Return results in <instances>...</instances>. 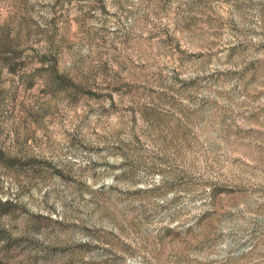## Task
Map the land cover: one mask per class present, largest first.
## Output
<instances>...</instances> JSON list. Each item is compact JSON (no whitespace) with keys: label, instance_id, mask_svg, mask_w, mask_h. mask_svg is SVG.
Instances as JSON below:
<instances>
[{"label":"rangeland","instance_id":"374dc122","mask_svg":"<svg viewBox=\"0 0 264 264\" xmlns=\"http://www.w3.org/2000/svg\"><path fill=\"white\" fill-rule=\"evenodd\" d=\"M0 264H264V0H0Z\"/></svg>","mask_w":264,"mask_h":264}]
</instances>
